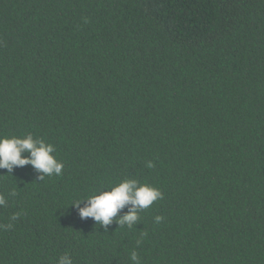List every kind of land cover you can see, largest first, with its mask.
<instances>
[{"label":"trees","instance_id":"16d2710c","mask_svg":"<svg viewBox=\"0 0 264 264\" xmlns=\"http://www.w3.org/2000/svg\"><path fill=\"white\" fill-rule=\"evenodd\" d=\"M28 134L64 168H0V264H264V0H0V136ZM125 178L163 193L131 228L70 205Z\"/></svg>","mask_w":264,"mask_h":264},{"label":"clouds","instance_id":"9594fccd","mask_svg":"<svg viewBox=\"0 0 264 264\" xmlns=\"http://www.w3.org/2000/svg\"><path fill=\"white\" fill-rule=\"evenodd\" d=\"M27 153V155H25ZM55 147L41 138H34L31 134L26 136H0V168L7 169L9 173L16 167L32 165L39 173L40 179L44 176L61 175L64 168L62 161L58 160ZM149 168L153 167L149 162ZM15 194L14 192L12 193ZM163 198V193L157 187L148 183H140L134 178H125L112 187L95 191L86 199L73 202L79 210L81 218L92 217L97 224L106 226L118 217V213L125 206H129L127 213L119 216L118 224L122 227L127 225L133 227L139 220V213L149 208L155 201ZM82 201L87 203L80 207ZM7 199L0 194V206H5ZM17 219V215L10 217V220ZM159 223L163 217L156 216ZM11 223L0 225V227L10 228ZM133 264H140L138 254L133 251L130 256ZM57 264H73V260L68 254L60 256Z\"/></svg>","mask_w":264,"mask_h":264}]
</instances>
